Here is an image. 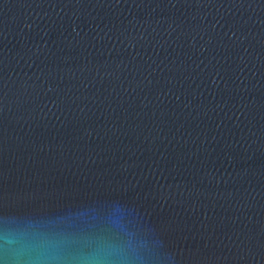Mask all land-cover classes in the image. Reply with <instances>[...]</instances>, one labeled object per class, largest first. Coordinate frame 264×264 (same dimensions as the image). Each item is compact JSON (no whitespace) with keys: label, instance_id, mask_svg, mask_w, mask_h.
Here are the masks:
<instances>
[{"label":"water","instance_id":"obj_1","mask_svg":"<svg viewBox=\"0 0 264 264\" xmlns=\"http://www.w3.org/2000/svg\"><path fill=\"white\" fill-rule=\"evenodd\" d=\"M0 264H264V0H0Z\"/></svg>","mask_w":264,"mask_h":264}]
</instances>
